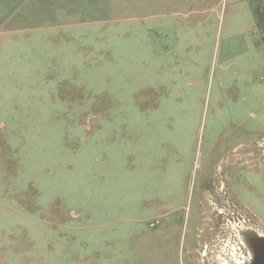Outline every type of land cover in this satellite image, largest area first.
Returning a JSON list of instances; mask_svg holds the SVG:
<instances>
[{"label": "rangeland", "instance_id": "374dc122", "mask_svg": "<svg viewBox=\"0 0 264 264\" xmlns=\"http://www.w3.org/2000/svg\"><path fill=\"white\" fill-rule=\"evenodd\" d=\"M261 214L264 0H0V264H242Z\"/></svg>", "mask_w": 264, "mask_h": 264}, {"label": "water", "instance_id": "95a60500", "mask_svg": "<svg viewBox=\"0 0 264 264\" xmlns=\"http://www.w3.org/2000/svg\"><path fill=\"white\" fill-rule=\"evenodd\" d=\"M245 240L252 253V261L249 264H264V238L248 235Z\"/></svg>", "mask_w": 264, "mask_h": 264}, {"label": "built area", "instance_id": "2783aa9c", "mask_svg": "<svg viewBox=\"0 0 264 264\" xmlns=\"http://www.w3.org/2000/svg\"><path fill=\"white\" fill-rule=\"evenodd\" d=\"M248 253L250 255V261L249 262L252 261V253L250 251H248V249L246 247L245 255L244 254L241 255V257H242V264H245L247 262V260H248Z\"/></svg>", "mask_w": 264, "mask_h": 264}, {"label": "flooded vegetation", "instance_id": "af4514ba", "mask_svg": "<svg viewBox=\"0 0 264 264\" xmlns=\"http://www.w3.org/2000/svg\"><path fill=\"white\" fill-rule=\"evenodd\" d=\"M256 216V215H255ZM261 218H262V222L264 223V215L263 214H261ZM263 229V228H262ZM254 232H256V231H254ZM256 235L259 237V238H264V232L262 231V232H260V233H256Z\"/></svg>", "mask_w": 264, "mask_h": 264}, {"label": "bare ground", "instance_id": "6f19581e", "mask_svg": "<svg viewBox=\"0 0 264 264\" xmlns=\"http://www.w3.org/2000/svg\"><path fill=\"white\" fill-rule=\"evenodd\" d=\"M246 248V247H245ZM248 249V251H250V249L249 248H247ZM251 252V251H250ZM249 261H250V255H249V253H248V260H247V262L245 263V264H249Z\"/></svg>", "mask_w": 264, "mask_h": 264}]
</instances>
